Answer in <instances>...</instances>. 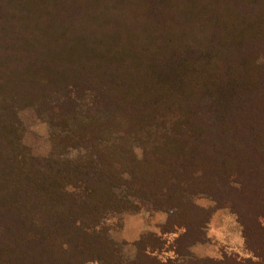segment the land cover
I'll use <instances>...</instances> for the list:
<instances>
[{
    "label": "trees",
    "instance_id": "obj_1",
    "mask_svg": "<svg viewBox=\"0 0 264 264\" xmlns=\"http://www.w3.org/2000/svg\"><path fill=\"white\" fill-rule=\"evenodd\" d=\"M121 187L167 214L132 260L103 223L139 209ZM199 194L248 258L192 257L214 211ZM182 256L264 264V0H0V264Z\"/></svg>",
    "mask_w": 264,
    "mask_h": 264
},
{
    "label": "rangeland",
    "instance_id": "obj_2",
    "mask_svg": "<svg viewBox=\"0 0 264 264\" xmlns=\"http://www.w3.org/2000/svg\"><path fill=\"white\" fill-rule=\"evenodd\" d=\"M30 132L36 136L41 146L45 147L48 135L47 124L43 121H36L29 126ZM135 153L138 157L142 156V149L137 145L134 146ZM83 151L74 149L69 152V157L76 159L83 155ZM117 194L136 204L139 209L130 212L109 214L103 220L105 226L108 227V236L119 243L123 256L126 260H132L135 256L134 242L147 233L159 234L161 227L165 224L167 214L159 211H150L142 203L130 198L124 187L116 190ZM194 203L198 206L213 209L210 220L205 229V239L202 243H197L191 247L200 250L199 253L205 252L216 259L222 258L224 255L235 254L240 258H248L250 255L244 248V244L240 246L237 239L242 237L241 229L235 221V217L230 213L228 208L214 209V202L204 194L193 197ZM167 237L168 241L172 240ZM190 249V250H191ZM193 258H198L196 254L191 253ZM163 258H173L172 253H164ZM188 256H182L175 259L177 264H187Z\"/></svg>",
    "mask_w": 264,
    "mask_h": 264
},
{
    "label": "crops",
    "instance_id": "obj_3",
    "mask_svg": "<svg viewBox=\"0 0 264 264\" xmlns=\"http://www.w3.org/2000/svg\"><path fill=\"white\" fill-rule=\"evenodd\" d=\"M237 241H238L237 243H239L240 246H242L244 244V241H243L242 237H239V239H237ZM199 252H200V250L197 249V248L191 249V253L196 254V256H198V258H200V259L201 258H216L215 255L214 256H210L208 254H205V252H201V253H199Z\"/></svg>",
    "mask_w": 264,
    "mask_h": 264
}]
</instances>
